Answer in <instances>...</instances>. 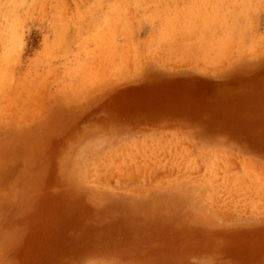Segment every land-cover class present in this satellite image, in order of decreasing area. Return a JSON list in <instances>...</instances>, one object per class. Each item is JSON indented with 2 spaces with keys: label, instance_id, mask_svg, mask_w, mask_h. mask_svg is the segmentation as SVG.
I'll return each mask as SVG.
<instances>
[{
  "label": "rangeland",
  "instance_id": "obj_1",
  "mask_svg": "<svg viewBox=\"0 0 264 264\" xmlns=\"http://www.w3.org/2000/svg\"><path fill=\"white\" fill-rule=\"evenodd\" d=\"M0 264H264V0H0Z\"/></svg>",
  "mask_w": 264,
  "mask_h": 264
}]
</instances>
